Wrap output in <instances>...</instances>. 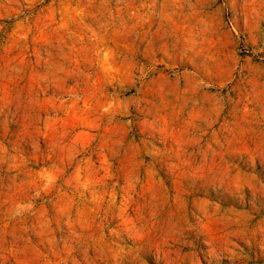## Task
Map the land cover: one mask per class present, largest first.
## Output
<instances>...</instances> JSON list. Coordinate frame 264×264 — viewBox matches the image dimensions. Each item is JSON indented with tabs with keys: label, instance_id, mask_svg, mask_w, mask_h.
<instances>
[{
	"label": "rangeland",
	"instance_id": "obj_1",
	"mask_svg": "<svg viewBox=\"0 0 264 264\" xmlns=\"http://www.w3.org/2000/svg\"><path fill=\"white\" fill-rule=\"evenodd\" d=\"M9 254L264 264V0H0Z\"/></svg>",
	"mask_w": 264,
	"mask_h": 264
},
{
	"label": "bare ground",
	"instance_id": "obj_2",
	"mask_svg": "<svg viewBox=\"0 0 264 264\" xmlns=\"http://www.w3.org/2000/svg\"><path fill=\"white\" fill-rule=\"evenodd\" d=\"M72 241H73V232L70 229H68L66 231V236L64 237L63 240H61V242L63 243V246L65 248H70L71 247V244H72ZM37 244L40 247V250H41L40 252H43L44 250L45 251L47 250L46 247H45V245H44V243H41L40 240L37 242ZM10 258H11L10 254L9 255H1L0 256V264H8L10 262ZM13 261H14L13 264H20V263L16 262L15 260H13Z\"/></svg>",
	"mask_w": 264,
	"mask_h": 264
}]
</instances>
